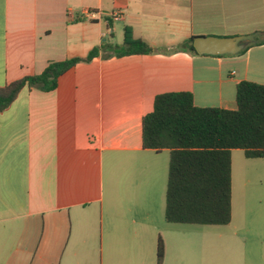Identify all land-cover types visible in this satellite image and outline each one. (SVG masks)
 I'll return each mask as SVG.
<instances>
[{
  "label": "crops",
  "instance_id": "0c3cea01",
  "mask_svg": "<svg viewBox=\"0 0 264 264\" xmlns=\"http://www.w3.org/2000/svg\"><path fill=\"white\" fill-rule=\"evenodd\" d=\"M125 27L153 52L78 63L0 112V264H156L159 239L161 264H264V159L231 151L228 224H171L169 151L142 145L157 95L233 111L238 83L264 86V44L177 49L264 32V0H0V86L120 46Z\"/></svg>",
  "mask_w": 264,
  "mask_h": 264
},
{
  "label": "trees",
  "instance_id": "16d2710c",
  "mask_svg": "<svg viewBox=\"0 0 264 264\" xmlns=\"http://www.w3.org/2000/svg\"><path fill=\"white\" fill-rule=\"evenodd\" d=\"M188 41L178 50L199 55ZM264 44L258 41L247 48ZM153 49L123 30L120 46L103 44L84 58L50 62L38 75L0 86V112L24 89L53 91L58 79L78 63L133 55ZM236 109L197 108L189 92L157 95L153 109L142 118L144 149L169 151L164 219L171 224L226 225L231 220V151L242 150L247 159H264V86L240 82L235 91ZM163 244L156 247L161 264Z\"/></svg>",
  "mask_w": 264,
  "mask_h": 264
},
{
  "label": "water",
  "instance_id": "95a60500",
  "mask_svg": "<svg viewBox=\"0 0 264 264\" xmlns=\"http://www.w3.org/2000/svg\"><path fill=\"white\" fill-rule=\"evenodd\" d=\"M264 40V32H254L235 37H196L188 42L199 55H236L250 44Z\"/></svg>",
  "mask_w": 264,
  "mask_h": 264
},
{
  "label": "built area",
  "instance_id": "2783aa9c",
  "mask_svg": "<svg viewBox=\"0 0 264 264\" xmlns=\"http://www.w3.org/2000/svg\"><path fill=\"white\" fill-rule=\"evenodd\" d=\"M113 17H114L115 19H117V17H119V14H117V15H113Z\"/></svg>",
  "mask_w": 264,
  "mask_h": 264
},
{
  "label": "rangeland",
  "instance_id": "374dc122",
  "mask_svg": "<svg viewBox=\"0 0 264 264\" xmlns=\"http://www.w3.org/2000/svg\"><path fill=\"white\" fill-rule=\"evenodd\" d=\"M119 41V40H118ZM120 45V44H119Z\"/></svg>",
  "mask_w": 264,
  "mask_h": 264
}]
</instances>
